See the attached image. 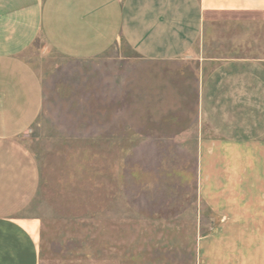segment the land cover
I'll return each mask as SVG.
<instances>
[{
  "label": "crops",
  "instance_id": "crops-1",
  "mask_svg": "<svg viewBox=\"0 0 264 264\" xmlns=\"http://www.w3.org/2000/svg\"><path fill=\"white\" fill-rule=\"evenodd\" d=\"M252 26L264 29V0H0V264H42L27 214L40 168L23 142L44 106L24 58L41 38L73 60L124 41L144 61L197 64L199 220L212 221L197 264H264V37L255 55L253 39L218 32Z\"/></svg>",
  "mask_w": 264,
  "mask_h": 264
},
{
  "label": "rangeland",
  "instance_id": "rangeland-1",
  "mask_svg": "<svg viewBox=\"0 0 264 264\" xmlns=\"http://www.w3.org/2000/svg\"><path fill=\"white\" fill-rule=\"evenodd\" d=\"M218 32L261 54L263 28ZM24 58L45 96L23 136L40 168L27 214L42 224V264H197L212 227L199 220L197 64L144 61L124 41L73 60L42 38Z\"/></svg>",
  "mask_w": 264,
  "mask_h": 264
}]
</instances>
